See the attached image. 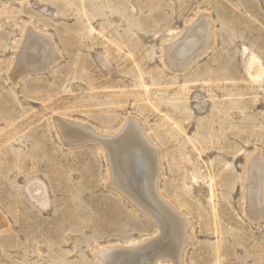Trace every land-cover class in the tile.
I'll list each match as a JSON object with an SVG mask.
<instances>
[{"label": "rangeland", "instance_id": "rangeland-1", "mask_svg": "<svg viewBox=\"0 0 264 264\" xmlns=\"http://www.w3.org/2000/svg\"><path fill=\"white\" fill-rule=\"evenodd\" d=\"M196 30L208 46L181 69L166 48ZM42 37L56 61L12 75ZM56 118L106 138L140 124L158 193L191 224L180 264H264V215L244 209L249 164L264 166V0H0V264H101L159 236L107 187L103 147L79 128L67 146Z\"/></svg>", "mask_w": 264, "mask_h": 264}, {"label": "bare ground", "instance_id": "bare-ground-1", "mask_svg": "<svg viewBox=\"0 0 264 264\" xmlns=\"http://www.w3.org/2000/svg\"><path fill=\"white\" fill-rule=\"evenodd\" d=\"M202 20L208 25L205 16H202ZM189 34L188 40L181 42L178 47H176L177 45L173 47L172 44L166 48V55L170 57L171 63H177V65L181 63L179 64L180 68L190 64L200 54H203L208 46L204 42L203 32L196 30L194 33L190 32ZM33 39L35 40V38ZM41 39L43 40H36L32 44L24 42L17 56L18 60L14 64L12 75L17 76L19 73L28 70H42L52 60L56 61L58 56L53 51L50 41L45 37ZM27 44L28 46L25 47ZM43 46L48 51L43 50ZM169 49H171L170 52ZM23 53H26V55ZM22 55H25L24 59L20 60ZM31 58H35L36 61L30 60ZM255 63L256 61L253 58L250 66L253 68V65H255L256 71L252 73L257 76L259 72ZM62 120L55 119V128H57L58 134L62 136L63 142L67 143V146L74 142L71 139L72 134L70 136V128L84 130L87 133L85 141L98 142L105 151L111 172V180L107 187L116 191L137 211L153 219L159 228V236L145 239L132 246H110L96 254L97 260L101 264H158L157 260L163 256L170 258L175 264L182 263L180 260L182 253L192 241V236L189 233L191 224L174 207L164 201L158 193L156 184L158 178L162 175V169L159 167V152L155 148L153 149L152 145L150 146L146 138V140L144 139L140 124L133 121V125L129 127L126 124L121 129L122 131H119L118 136L106 138V136L99 135L86 125ZM137 138L140 139L141 143L136 141ZM258 160H253L249 164L245 180L246 208L244 209L246 215L253 220H257L264 215L260 193L261 182L264 178V166L260 165ZM156 247L162 251L159 253V250H155ZM152 249L155 251L151 252ZM161 253L163 255H159Z\"/></svg>", "mask_w": 264, "mask_h": 264}]
</instances>
